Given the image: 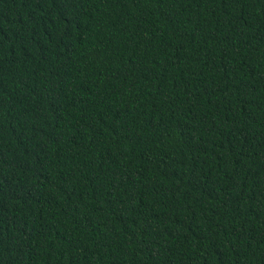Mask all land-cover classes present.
<instances>
[{
  "label": "trees",
  "instance_id": "obj_1",
  "mask_svg": "<svg viewBox=\"0 0 264 264\" xmlns=\"http://www.w3.org/2000/svg\"><path fill=\"white\" fill-rule=\"evenodd\" d=\"M0 264H264V0H0Z\"/></svg>",
  "mask_w": 264,
  "mask_h": 264
}]
</instances>
